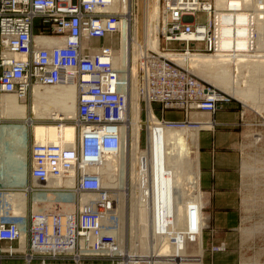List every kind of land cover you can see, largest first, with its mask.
Listing matches in <instances>:
<instances>
[{
    "label": "bare ground",
    "instance_id": "obj_1",
    "mask_svg": "<svg viewBox=\"0 0 264 264\" xmlns=\"http://www.w3.org/2000/svg\"><path fill=\"white\" fill-rule=\"evenodd\" d=\"M159 1L145 0L140 38L139 29L133 27L135 19L127 17L128 0H115L113 10L128 13L122 18L123 30L117 39L119 51L113 59L114 68L119 73V89L125 91L128 97L127 121L122 128L120 150L107 155L101 164L88 170L100 175L113 200L114 207L104 219V232L115 236L117 249L114 254L125 255L126 262L121 264H188V249H203L204 231L211 227V216L205 212L208 205L206 199L203 198L202 202L197 200V195H204L199 193L200 185L195 187L194 193H189V187H194L192 178L197 157L191 144L192 136L196 132L194 138L198 143L197 132L211 124L191 120L190 116L193 112L213 113L191 111L188 121L180 119L178 124H165L170 120L159 118L153 105L148 103L147 121L143 122L139 102L138 48L142 45L164 53L192 74L212 83L219 91L257 110L259 114L264 113V13L252 12L259 5L257 1L261 0H211L212 10L199 12L205 14L204 20L198 21V13L195 14L194 20L204 21L207 32L213 31L209 33V36L213 34L215 37L212 54L206 51L213 44L207 41L209 36L197 33L186 35L187 38L197 39L194 45L189 44L188 51H185L183 43L179 44L184 46H181L182 51L172 49L171 43L167 45L168 51L161 50L159 31L163 10L160 16ZM36 38L43 41L44 46L63 44L55 37L41 38L37 35ZM114 44L106 45L115 54ZM203 45L207 46L204 50L208 53H195ZM98 49L99 46H95L92 51ZM30 94L32 106L29 110L26 99ZM28 95H0V123L9 122L2 123L1 127L2 213L7 214V209H10L11 217L23 219L27 215L31 193L36 211L31 212L34 213L62 210L66 214L73 212L76 206L85 210L86 205H92L96 195L77 194L76 170L67 177L50 181L48 187L33 192L28 190L29 133L33 145L72 147L81 132L76 120L78 89L73 83L35 86ZM144 123L147 148L143 160L140 157V128ZM259 139L256 137V140ZM115 169L119 170L118 180H115L118 176L113 174ZM128 170L129 183L124 179ZM11 173L16 174L13 176ZM41 202L43 209L39 206ZM126 223L130 225L128 243ZM155 239H159L157 246L152 244ZM25 244L21 240L17 250L24 251ZM81 244L84 245L83 242ZM140 254L150 256V260H143Z\"/></svg>",
    "mask_w": 264,
    "mask_h": 264
},
{
    "label": "built area",
    "instance_id": "obj_2",
    "mask_svg": "<svg viewBox=\"0 0 264 264\" xmlns=\"http://www.w3.org/2000/svg\"><path fill=\"white\" fill-rule=\"evenodd\" d=\"M162 1L159 36L167 45L183 43L188 51L189 44L197 42L187 38L188 33H213L193 18L201 11L212 10L211 0ZM114 4L115 0H0V95L26 96L35 86L72 83L78 89L79 140L72 147L31 146L28 190L48 187L50 181L76 170L77 194L96 195L85 210L66 214L44 210L28 212L21 219L11 217L10 209L7 214L0 212V243L7 244L0 246V264L17 258L25 264H121L117 258H124L114 254L115 236L104 232V219L114 207L113 200L100 175L88 171L120 150L127 121L128 97L119 89L113 50L103 44L92 51L95 40L121 30L127 13L113 10ZM37 35L55 37L63 44L44 46ZM207 41L213 44L206 51L214 52V35ZM160 48L168 51L162 44ZM138 53L139 93L146 107L157 103L163 112L180 110L183 122L188 121L191 111L215 113L228 100L222 91L164 53L142 45ZM160 118L163 120V116ZM21 240L26 243L24 251L17 250Z\"/></svg>",
    "mask_w": 264,
    "mask_h": 264
},
{
    "label": "rangeland",
    "instance_id": "obj_3",
    "mask_svg": "<svg viewBox=\"0 0 264 264\" xmlns=\"http://www.w3.org/2000/svg\"><path fill=\"white\" fill-rule=\"evenodd\" d=\"M213 1L215 2V0ZM159 2L161 4L160 5L161 7L160 16H161V12L163 9V1L162 3H161V0ZM257 2H259V5L257 4V7H255V10H253L252 12L261 11L264 13V6L262 5L264 3V0H261V2L260 1H257ZM128 4H129V7H128L129 11L127 12H129V15L127 17L131 19L133 18L135 19L134 21H136L135 23L136 25L133 23V27L134 28L137 27L136 29H139L138 35H140V38H141L142 37V25L144 23L145 0H128ZM204 17H205V14L203 13L197 14L198 21L204 20ZM160 24L162 26L161 17H160ZM122 30L123 29L121 28L120 32L117 35L111 37L114 39L104 38V39H100L97 41L95 40L93 44L96 47H98L102 44L110 45V44L115 43L114 44L115 46H113V48L115 49L114 55H116L119 51L117 39L121 37ZM130 33L132 32L130 31ZM159 38L161 39V44L164 47H166L167 44L163 40L162 36H159ZM181 46L178 43H171L170 47L176 51L178 50L182 51ZM262 46H263L262 48L264 49V41H263ZM204 48L206 49L207 46L203 45L201 49L195 53H203V52L208 53L204 50ZM209 53L212 54L213 52H209ZM197 77L200 78L199 76ZM209 84L214 86L212 83H209ZM214 87L216 88V86ZM139 102L141 104V109H142L141 120L144 122V121H147L146 104L145 102H143V100H141L140 97H139ZM226 102L232 103L236 108L244 112V117L241 119L242 125L240 127L242 131V136L240 140L241 184L239 187V194L237 196V205H236L237 208L234 212V216L236 218V225L230 229L229 228L228 229L227 228L217 229L216 227H214L213 219H212V223H210V226L211 224L212 226L208 228L206 231H204L205 239H204L203 249H199L198 247L188 249V252L186 253L188 257L186 260L187 262H189L188 264H264V113L259 114L257 110L246 107L243 103H241L240 101L230 96H228V100H226L225 103ZM26 104L30 110V107L32 106L31 94L28 95L26 99ZM153 109L159 118L163 116L168 120L183 119V112L180 110L169 109L163 112L161 110V105L157 103L153 104ZM0 112H1V105H0ZM38 122L39 121H35V123H38ZM72 122L74 121L72 120ZM2 123H9V122L3 121ZM2 123H0V152H1V127L3 125ZM20 124H23V123H20ZM140 136H141L140 157L141 159L144 160L145 159L144 152L147 148V130H146L145 123L143 127L140 128ZM256 137H259L261 139L256 140ZM29 138H30L29 139L30 147H29V152H28V157H29L28 173L30 170L29 169L30 168V150H31V146L33 145V143L30 141L31 133H29ZM192 141H193V138H192ZM194 155L195 154H192V156ZM117 170L118 169H115L113 172V174H115L114 176H118L115 178V180L119 179V170L118 171ZM128 172H127L126 178L124 176V179H126V181L129 183L130 175L128 174H130V171L128 170ZM13 176H15V174H13ZM1 181L2 180L0 176V187L2 185ZM195 191H196L195 186L189 187V193L191 192L194 193ZM55 192L59 193L58 191H55ZM31 194H29L27 215H28V212H31V211L36 212L35 206H34L35 204L32 200ZM77 198H78V195H77ZM203 198L206 199L204 195L203 196L197 195V200H200L202 202L204 201ZM1 201L2 200H1V195H0V202ZM39 206H41L40 208L43 209L42 202ZM74 210L75 211L79 210V208L77 207ZM210 210L211 209L207 207L205 209L206 214H210ZM0 212L2 213L1 208H0ZM125 226H126L125 229L127 231V236H128L127 237V243H128L129 242L128 240L130 239V233H129L130 225L126 223ZM158 241L159 239L158 240L155 239L154 241H152L153 242L152 244H154L153 246H157V244H159ZM0 246L5 247L7 246V244L0 243ZM123 256H124L123 259H121L120 257L117 259L120 262H126L125 255ZM140 257L143 260H148V259L150 260V256L146 254H140ZM158 260L159 262L161 261L160 258H158ZM4 263L5 264H25V261L21 258H17L13 260L5 259ZM33 264H37V262ZM70 264H75V263L71 261Z\"/></svg>",
    "mask_w": 264,
    "mask_h": 264
},
{
    "label": "crops",
    "instance_id": "obj_4",
    "mask_svg": "<svg viewBox=\"0 0 264 264\" xmlns=\"http://www.w3.org/2000/svg\"><path fill=\"white\" fill-rule=\"evenodd\" d=\"M224 103L213 114L193 112L190 116L191 120L211 124L197 132L198 143L194 138L196 132L192 136V148L197 155L192 185H200L199 193L204 194L208 202L206 208L211 209V223L213 219L217 229H230L236 225L234 212L241 184L240 127L244 112L232 103L226 102V106Z\"/></svg>",
    "mask_w": 264,
    "mask_h": 264
}]
</instances>
